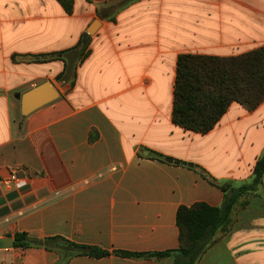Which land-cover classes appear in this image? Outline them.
Instances as JSON below:
<instances>
[{"label": "crops", "instance_id": "crops-1", "mask_svg": "<svg viewBox=\"0 0 264 264\" xmlns=\"http://www.w3.org/2000/svg\"><path fill=\"white\" fill-rule=\"evenodd\" d=\"M73 1L0 0V240L14 241L0 264H176L179 209H222L264 154V102L232 104L206 135L173 124L178 57L263 48L264 0ZM45 82L60 98L22 117L15 95ZM12 173L26 184L5 186ZM252 219L197 264H264ZM18 234L108 255L15 248Z\"/></svg>", "mask_w": 264, "mask_h": 264}, {"label": "trees", "instance_id": "trees-1", "mask_svg": "<svg viewBox=\"0 0 264 264\" xmlns=\"http://www.w3.org/2000/svg\"><path fill=\"white\" fill-rule=\"evenodd\" d=\"M58 2L71 14L73 0ZM79 45L83 46V43L80 42ZM63 77L65 74L60 75L59 79ZM263 102L264 47L229 58L203 55L178 57L172 112L175 126L206 135L215 128L232 104L237 103L248 111H253ZM263 175L264 154L254 167L252 183L261 185ZM223 213V209L206 204L180 208L177 214V224L181 232L178 253L189 254L195 250L204 235L220 224ZM15 248H45L61 253L75 251L76 254H91L96 257L108 255L98 249L89 251L88 248L62 239L37 240L26 234L15 236Z\"/></svg>", "mask_w": 264, "mask_h": 264}, {"label": "rangeland", "instance_id": "rangeland-1", "mask_svg": "<svg viewBox=\"0 0 264 264\" xmlns=\"http://www.w3.org/2000/svg\"><path fill=\"white\" fill-rule=\"evenodd\" d=\"M252 181L253 179L247 184L235 183L228 186L220 224L209 230L191 253L179 254L176 264H197L198 259L215 242L214 238H218V234H227L241 225L244 226L246 222L250 224L255 220L252 218L264 215L260 185H255Z\"/></svg>", "mask_w": 264, "mask_h": 264}, {"label": "water", "instance_id": "water-1", "mask_svg": "<svg viewBox=\"0 0 264 264\" xmlns=\"http://www.w3.org/2000/svg\"><path fill=\"white\" fill-rule=\"evenodd\" d=\"M100 22L95 21L87 30L85 35L83 36L82 43L87 45L91 39V37L97 32L99 29ZM60 98V93L55 89V87L50 82H45L42 85L31 89L25 94H16L15 99L20 101L21 103V115L22 117H28L36 110L40 109L43 106H46L57 99ZM144 155L150 156L151 158H158L163 160L162 156H157L156 153H148L144 152ZM168 163H172L173 161L168 159L166 160ZM14 247V241L12 239H4L0 240V250L1 249H11Z\"/></svg>", "mask_w": 264, "mask_h": 264}, {"label": "built area", "instance_id": "built-area-1", "mask_svg": "<svg viewBox=\"0 0 264 264\" xmlns=\"http://www.w3.org/2000/svg\"><path fill=\"white\" fill-rule=\"evenodd\" d=\"M26 183L22 181L20 178H18L16 173H12V175L9 177V180L4 181L5 186H12L15 188H20L24 186Z\"/></svg>", "mask_w": 264, "mask_h": 264}]
</instances>
